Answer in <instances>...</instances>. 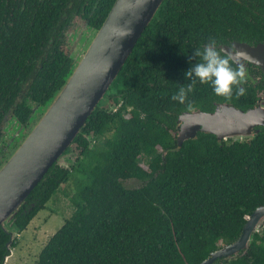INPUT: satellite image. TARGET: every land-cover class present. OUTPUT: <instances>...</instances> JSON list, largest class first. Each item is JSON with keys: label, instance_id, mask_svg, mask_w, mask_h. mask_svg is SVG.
<instances>
[{"label": "trees", "instance_id": "trees-1", "mask_svg": "<svg viewBox=\"0 0 264 264\" xmlns=\"http://www.w3.org/2000/svg\"><path fill=\"white\" fill-rule=\"evenodd\" d=\"M28 2L0 0V125L8 111L26 118L27 100H49L48 107L75 66L54 30L63 11L69 17L82 7L76 0ZM114 2L98 1V29ZM230 29L238 42L264 41V0H165L107 92L117 94L116 111L97 108L74 140L76 164L84 159L92 167L91 183L37 264H202L240 238L246 219L264 206V131L223 142L198 134L182 147L175 134L181 114L211 113L214 102L243 109L246 94L234 90L224 99L197 82L186 104L171 99L178 85L191 83L183 74L193 52L209 39L226 43ZM77 166L49 170L14 217L21 232ZM127 181L139 186L127 188ZM8 241L0 229V264L10 256ZM215 264H264V225L248 250Z\"/></svg>", "mask_w": 264, "mask_h": 264}, {"label": "water", "instance_id": "water-1", "mask_svg": "<svg viewBox=\"0 0 264 264\" xmlns=\"http://www.w3.org/2000/svg\"><path fill=\"white\" fill-rule=\"evenodd\" d=\"M164 2L115 0L101 27L90 41L85 42L81 56L71 54L75 66L66 84L22 145L0 169V229L9 236L5 246L7 251L21 233L15 215L49 170L54 165L68 170L76 165L78 155L71 159L74 152L70 150L73 146L78 150L74 140L105 99ZM226 53L231 55L228 51ZM108 103L106 110L114 111L115 103ZM177 124L179 147L198 134L215 136L219 142L244 140L259 134L260 128L264 127V110H242L231 104L217 103L211 113L193 110L181 114ZM33 208L34 205L29 211ZM246 220L240 238L214 252L202 264H215L248 250L252 236L264 225V206Z\"/></svg>", "mask_w": 264, "mask_h": 264}, {"label": "flooded vegetation", "instance_id": "flooded-vegetation-1", "mask_svg": "<svg viewBox=\"0 0 264 264\" xmlns=\"http://www.w3.org/2000/svg\"><path fill=\"white\" fill-rule=\"evenodd\" d=\"M15 5H29V0H13ZM99 0L94 1V6L89 10L91 0H76L77 4L82 7L81 13H75L69 17L66 16L65 11L62 12V21L56 27L55 35L56 39L64 40V47L69 56H71L73 47L80 42L88 41L91 35L97 31V17L94 18V11ZM70 3H75V0H71ZM69 4V8H70ZM88 12H87V11ZM17 19L13 18V22ZM1 32V28H0ZM225 37L226 43H221L220 50L222 54H227V51L231 53L229 55L233 61L234 66L243 65L248 73L247 81L242 87L246 94V103H244L243 109H258L264 110V41L258 42L256 40H248L246 42H238L240 39L238 34H234L232 29L228 31ZM246 47V48H245ZM249 47V49H248ZM224 51V52H223ZM66 84V83H65ZM29 87L28 83L23 84V89ZM114 95L112 98L106 95L105 99L98 105L97 108L100 111H104V108L108 102H111L115 98L116 92L113 90ZM49 103L45 101L44 104H36L35 100H27L26 109H30V114L26 115V118L21 114L23 120L16 117L12 111H8L2 120L0 125V169L8 162L14 152L22 145L26 137L31 133L34 127L39 123L47 110L46 105ZM218 102L213 103V109ZM109 106V105H107ZM106 109V108H105ZM242 109V110H243ZM116 111V110H115ZM177 128L176 134L177 138ZM264 131V127L260 128L259 133ZM255 135V134H254ZM84 139L90 140V138L83 136Z\"/></svg>", "mask_w": 264, "mask_h": 264}, {"label": "rangeland", "instance_id": "rangeland-1", "mask_svg": "<svg viewBox=\"0 0 264 264\" xmlns=\"http://www.w3.org/2000/svg\"><path fill=\"white\" fill-rule=\"evenodd\" d=\"M94 34L91 35L90 41ZM87 41V42H88ZM84 42L77 43L73 47L74 57L81 56ZM93 142V141H92ZM93 145V143H91ZM93 147V146H92ZM70 150L74 152L71 159L79 155L80 150L73 146ZM70 175L67 183L60 186L57 193L47 203L44 210L32 220L29 226L16 237L14 247L10 249V256L3 261V264H37L38 257L49 240L57 233L64 223L72 217L78 202L80 191L89 187L91 181L87 173L91 170L88 162L81 159ZM127 188H137L139 185L134 181L125 183Z\"/></svg>", "mask_w": 264, "mask_h": 264}, {"label": "clouds", "instance_id": "clouds-1", "mask_svg": "<svg viewBox=\"0 0 264 264\" xmlns=\"http://www.w3.org/2000/svg\"><path fill=\"white\" fill-rule=\"evenodd\" d=\"M189 64L190 67L183 74V79L191 83L186 86L178 85V93L171 97L173 102L186 104L189 95L195 92L197 82L200 85L210 86L216 97L231 99L234 90L237 97L245 95L241 86L247 81L246 68L243 65L234 66L231 57L222 54L215 39H209L202 48L195 50ZM191 107L189 104V110Z\"/></svg>", "mask_w": 264, "mask_h": 264}]
</instances>
